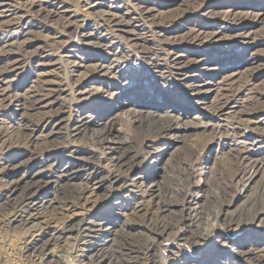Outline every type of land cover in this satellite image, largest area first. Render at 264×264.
I'll use <instances>...</instances> for the list:
<instances>
[{"label":"rangeland","instance_id":"374dc122","mask_svg":"<svg viewBox=\"0 0 264 264\" xmlns=\"http://www.w3.org/2000/svg\"><path fill=\"white\" fill-rule=\"evenodd\" d=\"M101 13L115 16L118 24L111 26ZM68 20V30H61ZM8 84L0 93V168H17L0 170V202L5 180L23 174L25 181L38 170H43L42 179H54L66 162L56 164L62 156L78 162L81 156L101 153L95 136L103 119L96 117L109 113L141 163L134 172L124 170L122 179L112 185L94 184L97 174L111 170L104 156L99 164L82 169L67 182L79 183L91 171L87 199L60 209V221L73 226L80 219L87 224L111 214L105 218L114 229L108 246L122 238L141 242L144 233L155 236L133 215L135 202L147 196L142 197L137 184L119 187L124 180L131 183L133 175L150 176L160 187L161 203L187 199L197 187L198 202L190 205H201L209 215L197 222L200 228L166 217L171 228L156 235L157 256L147 255L144 264H170L166 249L187 257L185 261L178 257L173 264H207L221 254H226L223 264H254L238 257L237 251L253 248L251 235L256 230L245 227L230 233L225 223L238 209L264 198V164L236 173V166L228 162L235 143L248 147L252 159L264 158V0H0V89ZM49 86L62 88L56 104L39 110L26 104L22 108L28 96H39L38 89L47 91ZM47 98L44 102L51 99ZM61 103L70 108L58 113L60 117L89 114L88 131L73 141L63 137L65 127L54 125L55 117L37 125L39 111L57 110ZM134 111L139 112L142 126L130 122ZM147 117L151 122L145 121ZM163 126L168 135H161ZM31 129L47 135L28 146L20 132ZM57 181L36 198L50 200L53 193L70 187L61 189L65 180ZM37 208L22 213L31 221L26 227L6 229L0 224V264H32L24 256L23 242L62 232L65 224L50 219L46 203ZM154 210L152 204L149 211ZM156 215L158 220L164 217ZM202 229L197 243L180 240ZM72 237L74 232H62L59 243L47 246L46 259L80 264L93 258L90 264H113L91 256L96 251L88 248L90 241L102 244L104 237L88 241Z\"/></svg>","mask_w":264,"mask_h":264},{"label":"bare ground","instance_id":"6f19581e","mask_svg":"<svg viewBox=\"0 0 264 264\" xmlns=\"http://www.w3.org/2000/svg\"><path fill=\"white\" fill-rule=\"evenodd\" d=\"M100 16H102L103 19L108 21L111 24V26H113L114 24H118V21L115 19V16L113 15L109 16V14L101 13ZM70 24L71 23L69 22V20L66 21L65 23H62L60 26L61 30L67 31L68 30L67 27ZM125 24L127 23L125 22ZM73 26H74L73 28L74 31H77L78 25L74 24ZM49 87H47V91L46 89L45 90L38 89V91H42V93H40L39 96H36V95L28 96L27 99H29V101L28 103L23 102L21 104L22 108H25L28 105V107H32V109L39 110L44 106L51 107L53 104H56L55 99L58 98L60 91H62V88L61 87H55V88L50 87L49 88ZM7 88H9V84L6 85L5 87L3 86L0 89V93L3 94L7 90ZM40 88H42V86ZM44 91L46 92L43 93ZM44 98H47V99L51 98V99L47 102H44L43 100ZM68 108H70V105L61 103L58 106L57 110L49 109L45 111H39V113H41V116L39 120L37 121V125L39 123L41 124L43 120H46L44 122H49L51 118L55 117L57 120L54 122V125L63 124V127H65V132L63 134V137L72 139L73 141L75 136L79 135L82 132L88 131L87 126H86L88 121L86 120V118L89 116V114L81 115L77 119L72 118L70 115H67L64 117H60L58 115V113L65 112L66 110H68ZM49 114L52 116H48ZM129 115H130L131 123L133 124L137 123L139 126L143 125L142 123L143 120L140 121L141 119H139L138 111L130 112ZM155 115L156 114L152 115L153 116L152 119L156 117ZM166 117L169 120L171 119V122L172 121L176 122V120H172L171 116H166ZM96 118L100 120L103 119L102 121L103 123H100V121L98 122V124H102V128H100L98 132H96L97 136H95L96 138L95 143L97 147L100 149V151H102L101 153L92 154L89 157L81 156L78 159V162H75V160H71L67 158L66 156H62L60 158V155H59L60 159H58L59 161L56 164H59L61 160L63 159L66 160V162L64 166L62 167V170L60 169L61 174H58L57 178H54V179L52 177L51 178L49 177L48 179H42L41 175L43 173V170H38L36 173L32 174L31 176L29 177L26 176L25 181L23 180V177H22L23 174H21V177L19 178H14L9 181L8 180L4 181V186H5L4 189H6V192L3 195L2 202H0V215L2 217L0 220V224L3 228L5 227L6 229H16L18 227L19 228L26 227V225H29L31 221L29 222L28 218H24V217L22 218V213L24 211H27V209L37 210L38 209L37 207L39 206L41 207L45 203L48 205L47 209H49L48 213L50 214L49 215L50 219L56 220L58 218L57 220L60 221L61 219L59 218L60 215L58 216V214H60V211H59L60 209H63L64 207H68V206L70 207L76 206L82 200L85 201L87 199L85 198L86 196L84 195L88 189L87 182L90 181L89 176H90L91 171H89L86 177L83 176L82 178H80L79 183H68L67 181H70L75 176L80 175V172L82 171V169L87 170V168L91 167L90 166L91 164H99L103 156L104 158L108 159V162L111 166V170H108L105 175L98 176L97 174V179L94 181V184H98L99 186H102L105 182H109L110 185H112V183L116 184L117 182L120 181V179H122L120 178V175L124 173V170H127L130 172L133 169V172H134V169L137 166H139V164L141 163V160L136 159L135 156L132 154V152L130 153L131 146H129V144L127 143L128 139L119 135L118 133L119 131L116 127V124L118 122L114 120L115 117L113 118L112 114H109V113L108 114L102 113ZM150 119L151 118L147 117L145 121L149 123L151 122ZM165 127L167 128V126H163L159 128L162 131L161 135L169 134L168 133L169 131ZM168 129H172L171 126L168 127ZM41 132L43 131L40 130V132L36 134V130H33V129L29 130V132H27L26 130H22V133L20 132L21 134L20 137H22L24 142L28 146H30L36 143L37 141H39V139H45L47 134L45 132L44 133H41ZM58 133H61V132H58ZM147 147H151V146L147 145ZM150 153H152L151 150L148 151V154ZM251 153L253 152H251L250 149L246 147L245 145H240V144L235 143L232 148L230 147V150L228 151V155H229L228 162L230 166H234V167L236 166V173L245 171L246 167H249V166H250L249 168L252 169L255 167L259 168L264 164V158L252 159ZM248 161L250 162L249 165H247ZM50 165L52 166L54 165V163ZM7 166L8 165L2 166L0 170H5V169L10 168L11 171L13 172L14 169L17 168V165H13L9 168H7ZM193 176H195V174ZM59 178H62L65 180V183H63V185L60 186L61 189L65 185H68L70 187H67V188L64 187L66 189L63 188V190H61V193H57V192L53 193V199H50V200L43 201V200H38V198H36V194L38 192H41V191L44 192L48 184L52 182L53 183L58 182L57 180ZM130 179H131V183L128 184L124 180L122 182L123 184L121 183L119 187L121 189H126L127 186L129 185L137 184L136 186L141 188L140 191L142 192V197L144 198L147 196L148 198L147 200L144 199L142 201L135 202L134 210L136 211L133 212V215L135 217L140 218V221L143 223V225L144 226L146 225L145 227L149 229L151 233H154L155 236L147 235L146 233H144V240H141V242L138 241L137 243H131L130 241H127L128 239L126 238H122L121 240H116L115 242H113V239H112V242H113L111 244L112 246H110L109 244L110 246L109 247L107 243L110 241L109 237L110 235H112V231L114 229L112 228V226L106 225L110 221V219L107 220L106 222L105 218H108V216L113 217L111 216V214L109 215L105 214L106 217H100V219L98 220H89L87 224H86V221L85 222L83 221L84 219H80V221H78V223H76L73 226L66 225L64 223L65 221L62 219L60 222L65 224L62 227V232H65V233L68 232L69 234H71V232H74V237H72L73 239L80 238V239H84L88 241V240H93V239L97 240L101 236L104 237L102 244H97L96 241L95 242L90 241L88 248L90 250L96 251L91 256H94V257L100 256L101 260L110 259V261H113V264H144V261L147 255H151V257L156 255L155 250H154V245L157 240L156 235H161L165 233L166 231L170 230L171 228L170 223L166 222L165 220L166 217H168L170 221L171 220H174L175 222L185 221L190 226L191 224L195 223V225L197 224V227L199 228H200V224H198L197 222H201V220H207V217L205 218V215L207 216L209 214L201 209V205H198V207H194L190 205L191 204L190 201H195V203L198 202V199H199L198 192L199 191L197 187L193 188L194 192L192 194H189L187 199L183 198L179 202L172 201L170 203H166V202L161 203L158 201L159 200L158 190L160 189V187L158 186V183H156L153 177L149 176L148 178L145 179V178H142V176L138 174V175H133ZM20 183H22L21 186H20ZM142 187L144 188L142 189ZM152 204L155 205L156 210L149 211V207L152 206ZM118 206L122 207L121 204H119ZM174 207H177V211H179L178 213L175 212ZM244 210L246 214L242 212ZM156 213H161V216L163 214L165 218L163 217V219L161 218L160 220H158ZM28 216L30 218L33 217V213L29 212ZM214 219L216 220V216L213 217V220ZM256 220H259V221L261 220L260 224L254 225L253 222ZM33 224L34 223H31V225ZM225 226L230 233L237 232L241 229H244L245 227L246 228L251 227L252 229L256 230V233L251 235L252 237L251 240L255 242V244H253V248L252 249L247 248L248 250L241 249L237 251V256L247 257L254 264H264V234H262L264 233V198H258V199L253 200L251 206L248 209H241V210L238 209L236 212L232 213L229 220H227V222L225 223ZM204 231L205 229H202V231L197 233L196 236L193 235V237L192 236L190 237L188 235L189 237L181 238L180 240L185 242V244L186 242H189L190 244H195L198 242L200 237L203 235ZM62 232L51 233L44 239H32L30 241H24L23 246H22V250L25 253L24 256L30 259L32 264H69V261L68 263H65L60 260H52L51 258L46 259L47 246L49 244L54 246L57 243H59V240L62 237ZM96 245L97 246L100 245V246L96 247ZM97 252H99L100 254ZM166 252L168 253L167 257L170 260V264H173L174 262L172 261H176V258L178 257H180V259L184 261L185 259H187L185 255L180 254V252L178 251L166 249ZM225 256L226 254H223V255L221 254L220 256L216 255L215 257L210 258L207 264H220V263L223 264ZM92 259L89 261L91 262ZM89 261L84 262V263H81V262L79 263L80 264H90ZM71 262H72L71 264L76 263V262L74 263V260Z\"/></svg>","mask_w":264,"mask_h":264}]
</instances>
